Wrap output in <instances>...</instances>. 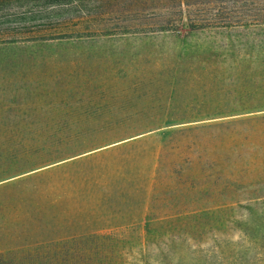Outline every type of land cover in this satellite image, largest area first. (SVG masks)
Wrapping results in <instances>:
<instances>
[{
    "label": "rangeland",
    "instance_id": "374dc122",
    "mask_svg": "<svg viewBox=\"0 0 264 264\" xmlns=\"http://www.w3.org/2000/svg\"><path fill=\"white\" fill-rule=\"evenodd\" d=\"M111 230L264 264V0H0L2 264Z\"/></svg>",
    "mask_w": 264,
    "mask_h": 264
},
{
    "label": "trees",
    "instance_id": "16d2710c",
    "mask_svg": "<svg viewBox=\"0 0 264 264\" xmlns=\"http://www.w3.org/2000/svg\"><path fill=\"white\" fill-rule=\"evenodd\" d=\"M55 138L53 137V142ZM14 140L13 143L18 142V138L10 137ZM41 144L28 143L22 146L20 154L26 156L34 153V149H38ZM23 151V153H22ZM19 154V155H20ZM18 156H14L16 158ZM26 164L22 167L31 166L39 160L26 159ZM28 162V163H27ZM116 232H93L88 234H79L74 236L75 244H54L45 250L44 254L38 259V255H30L25 264H136V262L128 261L125 258V249L116 247L112 242L116 236ZM0 264L2 261L0 259Z\"/></svg>",
    "mask_w": 264,
    "mask_h": 264
}]
</instances>
